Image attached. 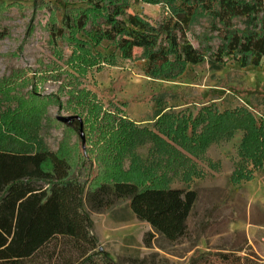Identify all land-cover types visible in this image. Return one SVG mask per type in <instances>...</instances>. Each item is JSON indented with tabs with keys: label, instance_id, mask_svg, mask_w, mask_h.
I'll return each instance as SVG.
<instances>
[{
	"label": "rangeland",
	"instance_id": "obj_1",
	"mask_svg": "<svg viewBox=\"0 0 264 264\" xmlns=\"http://www.w3.org/2000/svg\"><path fill=\"white\" fill-rule=\"evenodd\" d=\"M129 1L128 15L159 25L188 0ZM89 3L0 0V146L59 153L87 187L99 176V182H112L123 175L142 186L198 193L189 235L175 244L156 237L148 248L144 238L153 230L127 203L90 213L98 250L114 264H191L196 256L203 257L197 264H264V152L258 159L246 157V132L241 129L212 142L204 152L193 154L181 144V136L204 132L207 110H245L257 127L264 126V59L256 68H241L228 57L219 63L216 54L225 44L223 37L213 29L212 16L199 10L187 39L205 61L190 66L173 58L150 77L142 50L124 59L114 44L98 46L91 39L92 27L102 23L96 12H88L85 31L65 28L64 15L75 17L89 9ZM61 29L64 36L58 37ZM254 31L249 21L235 19L231 32ZM58 116L82 119L85 147L79 121L68 127ZM132 132L141 139L134 146L125 140L121 151L123 140L110 144L111 135ZM154 135L172 148L171 164ZM119 152L120 159L112 156ZM238 174L242 180L233 181ZM96 262L109 264L103 257Z\"/></svg>",
	"mask_w": 264,
	"mask_h": 264
},
{
	"label": "trees",
	"instance_id": "obj_2",
	"mask_svg": "<svg viewBox=\"0 0 264 264\" xmlns=\"http://www.w3.org/2000/svg\"><path fill=\"white\" fill-rule=\"evenodd\" d=\"M136 2L155 4L157 0ZM129 8V0H90L89 9L75 17L64 15L63 24L67 29L74 27L83 32L89 24L88 12H96L101 15L102 23L92 27L95 37L91 39L98 46L105 41L114 44L124 59H132L135 50H142L147 61L146 74L156 77L157 70L170 65L173 58L179 64L190 66L205 61V55L187 39L194 18L202 10L212 16L216 23L213 29L225 43L216 54L219 63L228 57L235 59L241 68H256L264 59V0L183 1L159 25H152L138 15H128ZM235 19L249 21L256 31L232 33ZM62 30L58 37L64 36ZM206 112L209 120L202 134L192 138L181 136L184 148L193 154L199 150L204 152L212 142L230 138L235 130L241 129L246 132L245 156L256 159L262 156L264 126L257 127L250 113L245 110L222 114ZM131 127L135 129L134 125ZM113 136L108 138L112 145L114 140H123L121 151L125 140L132 146L141 140L136 132ZM154 139L171 164L170 145L156 135ZM120 153L112 156L120 159ZM241 178L238 174L233 181L239 182ZM244 178L249 182L253 180L251 175ZM99 179L100 176L98 182L87 187L82 176L74 172L69 159L59 153L0 146V264H98L99 257L114 264L108 255L98 250L99 241L93 235L90 213L109 212L125 203L139 221L152 228L153 233L144 238L148 248L156 237L169 244L188 237L189 220L198 200L196 191L142 186L123 175L112 182H99ZM202 258L196 256L191 264H197ZM145 262L131 261L132 264Z\"/></svg>",
	"mask_w": 264,
	"mask_h": 264
},
{
	"label": "water",
	"instance_id": "obj_3",
	"mask_svg": "<svg viewBox=\"0 0 264 264\" xmlns=\"http://www.w3.org/2000/svg\"><path fill=\"white\" fill-rule=\"evenodd\" d=\"M76 120H78L80 123L81 139L83 141V146L85 147L84 123L82 119H80L79 117H63V116L57 117L58 122L68 127H73Z\"/></svg>",
	"mask_w": 264,
	"mask_h": 264
}]
</instances>
